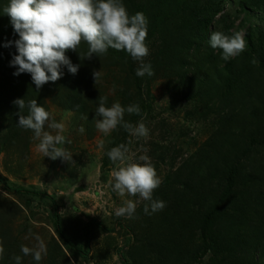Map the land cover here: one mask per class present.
Returning <instances> with one entry per match:
<instances>
[{
  "label": "rangeland",
  "instance_id": "1",
  "mask_svg": "<svg viewBox=\"0 0 264 264\" xmlns=\"http://www.w3.org/2000/svg\"><path fill=\"white\" fill-rule=\"evenodd\" d=\"M187 1L190 0H169L168 9L179 16ZM8 3L9 0H0V44L3 52L9 50L10 54L13 43L10 48L4 45L12 42H6L7 37L15 32L10 18L3 13ZM140 3L149 10L148 1ZM133 8V14L143 13L142 9ZM235 11L236 6L232 13L240 20L231 29V34L242 32L245 39L247 30L255 29L254 41L257 42L259 32H264V8L252 9L248 15ZM145 16L149 18L147 14ZM246 17L249 19L243 25L241 21ZM147 20L146 45L150 54L144 63L152 65L154 75L138 77L136 70L140 63L133 61L125 51L111 49L116 53L114 59L106 54L84 61L80 60L78 53L68 51L66 55L79 66V71L67 77L73 78V86L82 92L85 105L70 110L59 104V99L67 91L55 90V85L53 91L49 89L52 84L44 85L49 92L46 90L42 96L41 106L56 122L65 125L66 143L62 147L71 153V161H53L37 152L38 141L33 139L34 133L19 127L18 117L12 115L17 107L14 101L0 96V246L5 249L0 262L5 257L13 258L15 250V254L22 257V264H37L31 255H23L21 245L34 247L38 235L47 247V255L39 264H48L51 254L60 247L68 258L61 264H264V205L261 199L247 208L242 207L240 201L231 208L227 207L230 212L239 207L244 217L253 221L242 227L221 217L208 239L216 237L219 232L224 241L221 238L207 240L200 226L207 211L215 205L211 193L225 187L227 167L224 157L229 150L234 157L252 147L251 156L244 162L246 174H242L251 181L244 182L242 178L238 189L241 193L247 191V194L261 197L259 192L264 190V103L249 105L255 116L245 111L225 84L228 72L215 78L212 95L199 91L194 83L173 77L159 54L162 37L171 33L169 27L175 18H170L162 29L157 28L160 25L157 21ZM0 61L4 60L0 57ZM246 62L250 65V61ZM62 69V76H65L67 71L64 66ZM3 71L4 68L0 75ZM94 71L101 72L97 84ZM260 92L264 97L263 91ZM100 95L107 97V107L115 102L125 108L138 105L140 115L125 112L124 119L134 126L142 121L149 129V136L137 139L122 127L107 136L99 132L94 121ZM85 116L87 119L83 118ZM81 127L83 133L79 131ZM223 127L224 130L230 129L231 135L224 141L223 155L212 160L201 150L209 138L224 131H221ZM120 144L130 148L132 162L143 163L139 160L141 155L149 157L162 180L154 190L153 199L164 202L163 210L145 214L144 205L150 202L139 200V197H120L112 191L108 181L116 165L112 164L107 153ZM230 161L233 163L234 158ZM7 186L28 192L19 194ZM241 196L248 199L245 194ZM126 199L137 202L132 218L115 214ZM55 213L61 216L62 227L72 243L82 251L86 250L85 228L93 223L88 257L67 249L62 243L56 232ZM256 223L261 224L258 229ZM235 234L240 236L233 241ZM260 241L263 243L257 252L256 244ZM220 243L225 247L221 252L211 249ZM230 244L235 248L229 249ZM51 247H55L53 252Z\"/></svg>",
  "mask_w": 264,
  "mask_h": 264
},
{
  "label": "clouds",
  "instance_id": "2",
  "mask_svg": "<svg viewBox=\"0 0 264 264\" xmlns=\"http://www.w3.org/2000/svg\"><path fill=\"white\" fill-rule=\"evenodd\" d=\"M3 13L10 18L14 32L19 36L14 41L18 54L13 56L10 65L18 69L14 75L30 74L37 88L60 80L63 75L62 66L67 67L73 75L78 73L79 66L71 62L66 55L68 51L78 53L81 61L106 55L109 49L125 51L133 61L140 63L136 70L138 77L154 75L152 65L144 63L150 54L146 45L148 20L142 12L130 15L123 0H9ZM82 42L88 45L86 52L79 51ZM12 43L4 47H11ZM209 43L211 48L222 50V59L225 61L246 50L242 32L229 36L216 31L211 34ZM252 62L256 63V60ZM100 75V71L93 72L96 84ZM13 103L20 109L17 113L18 126L31 130L34 133L33 139L38 141L35 149L37 152L53 161L72 160L71 153L62 147L66 143L63 123L56 122L35 99L27 104L25 99H17ZM106 104L107 97L100 95L99 106L95 111L97 119L94 121L99 132L107 136L122 127L131 137L140 139L149 136V129L142 121L134 126L124 119L125 112L140 115L138 105L125 108L119 102L110 107ZM26 107L27 115L24 114ZM83 118L87 119L86 116ZM79 131L83 133L84 128L81 127ZM100 147H103V142ZM107 155L112 164L116 165L108 181L112 191L120 197H139V200L150 202L144 205L145 214L163 210L164 202L153 199L154 190L161 185L162 180L147 155L139 156L143 163L132 162L133 155L125 144L112 148ZM136 208L137 202L126 199L115 214L132 218ZM35 239L37 243L34 247L21 245V252L24 256L31 255L39 264L42 257L47 255V247L40 236L37 235ZM4 254L5 249L0 246V258ZM12 259L15 264H22L20 255Z\"/></svg>",
  "mask_w": 264,
  "mask_h": 264
},
{
  "label": "trees",
  "instance_id": "3",
  "mask_svg": "<svg viewBox=\"0 0 264 264\" xmlns=\"http://www.w3.org/2000/svg\"><path fill=\"white\" fill-rule=\"evenodd\" d=\"M140 1H148L149 10L144 8ZM127 11L130 15L133 14L134 8L143 11L144 15L147 14L153 22L157 21V28L162 29L164 24L169 23V19L174 17L175 22L171 24V33L169 35L162 37V48L160 50V59L163 62H166L167 69L169 73L180 80H185L186 82L196 85L199 91L208 92L210 95L213 94V89L216 87L214 84L215 78H221L223 72H228V82L226 86L229 87L230 95L234 99H239V102L242 103L245 111H249L251 116H255V112L249 108V105L259 104L263 105L264 97L260 91L264 93V32L261 31L258 41H254L255 29H248L245 35L246 41V50L235 57L233 60L224 59L220 60L222 55V50L213 49L210 46V36L213 32L219 31L223 32L226 35L231 34V29L234 28L237 21H239V16H236L232 13V9L236 6L235 13L238 14H249L252 9L264 8V0H190L187 1L183 10L180 11V15H175L174 11L169 8V0H123ZM163 16V18H161ZM248 17L244 18L243 25L245 21H248ZM19 36L15 33L11 37H7V41L13 42V48L9 54V50L3 52V47L0 44V57L4 60L2 63L0 61V70L4 68L5 77L0 75V96L2 98H7L8 100L15 101L17 96L18 99H25L27 104L30 100H37L38 105L41 106V98L45 94L47 88L45 86L37 88L32 81V77L28 73H22L19 76L14 75L18 70L16 67H12L11 61L14 55H17V49L15 47L14 41L18 40ZM10 48V47H8ZM81 51H87L88 45L84 42L81 43ZM122 52V51H120ZM112 50H108V55L113 59L116 55ZM116 54V53H115ZM114 55V56H113ZM256 60V63H253V60ZM250 61V65L246 62ZM224 63V67L222 66ZM65 67V66H64ZM67 73L65 76L56 82H49L46 85L52 84L49 89L55 91L64 89L66 92L65 95L59 99V104L70 110L81 109L85 105V100L83 94L79 88L73 86V78L71 76L67 77L70 72L67 67H65ZM63 71V69H62ZM132 72V70H131ZM74 77V76H73ZM55 85L53 89V86ZM260 91H258L257 89ZM49 92V90H47ZM239 93V95L237 94ZM13 98H12V97ZM17 100V99H16ZM18 106L16 107L15 112L12 114L18 117ZM27 107L24 110V114L27 115ZM229 124H232V119L228 120ZM224 130V127L221 131ZM231 135L230 129H225L221 134H214L211 138L207 140L204 144L202 153H206L209 158L215 160L223 155L224 149L226 147L225 139L227 136ZM238 150V149H236ZM251 149H245L232 157V152L229 150L228 154L225 155L224 159L226 161V173L227 181L224 189L219 192H212V196L215 200V205L210 211H207L203 221H200V226L203 227V234L207 240H216V238L223 237L216 229L217 236L211 239H208L212 233V228L216 225V221H219L221 217L226 218L229 222L237 223L239 226H244L245 223H252L253 220H249L247 217H244V214L241 213L239 207L234 211L227 209L231 208V205L238 203L242 207L247 208L248 205L252 204L261 199V204L264 205V190L261 189L259 194L261 197L251 195L248 192L241 193L238 189L240 183L251 181L250 177H242L245 169V161L251 156ZM230 154V157H229ZM230 158H234V162L231 163ZM6 182V181H3ZM7 189L10 191H15L19 194H23L26 191L23 188H10L7 186ZM40 195L39 193H35ZM210 194V195H211ZM241 194L247 195L248 199H245L246 196H241ZM256 200V201H255ZM219 203V204H218ZM228 214H224V212ZM223 212V215L222 213ZM55 227L56 232L59 238H61L62 243L65 244L67 249L76 250L81 256L88 257L90 252V228L93 223H89L84 231V248L79 249L77 245L72 243L71 239L66 234L64 228L62 227V219L57 213H55ZM257 229L261 226L260 223H256ZM219 234V237H218ZM239 234H235L232 238L233 241L238 240ZM263 242L260 241L256 244L257 252ZM59 247V246H58ZM55 247H51L53 249ZM205 248V245H204ZM233 244L229 245V249H234ZM212 250L221 252L225 249L224 244H216L211 247ZM16 251L14 250L13 256H15ZM53 254V255H52ZM48 264H61L63 260L67 261V255L64 249H58L56 253H52ZM253 254H256L253 253ZM11 260V261H9ZM15 264L14 260L10 257H5L0 264ZM34 264V263H33Z\"/></svg>",
  "mask_w": 264,
  "mask_h": 264
}]
</instances>
